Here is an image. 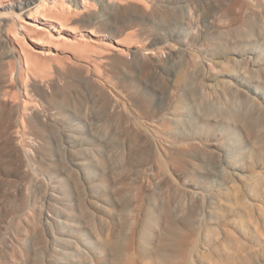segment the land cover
I'll return each instance as SVG.
<instances>
[{
    "label": "rangeland",
    "instance_id": "374dc122",
    "mask_svg": "<svg viewBox=\"0 0 264 264\" xmlns=\"http://www.w3.org/2000/svg\"><path fill=\"white\" fill-rule=\"evenodd\" d=\"M143 1L40 66L0 18V264H264V0Z\"/></svg>",
    "mask_w": 264,
    "mask_h": 264
},
{
    "label": "bare ground",
    "instance_id": "6f19581e",
    "mask_svg": "<svg viewBox=\"0 0 264 264\" xmlns=\"http://www.w3.org/2000/svg\"><path fill=\"white\" fill-rule=\"evenodd\" d=\"M5 1L3 2V0H0V18L12 17V18H16V20L18 22L16 25V28L14 29V33H8L7 34L8 39L10 40L11 43L14 44V47H15L16 51L19 52V54L21 53L25 58H31L33 60H35V58H36L35 62L38 60L36 63L43 62V64H45V62H46L45 56H48L47 58H49V59L54 58V56L58 54L57 52L60 51L58 46L64 45L65 47H69V46L75 47L78 45L79 46L84 45L83 47H86L85 45L89 44L90 41H92L94 43H96V42L98 43V39H96V38L87 39L85 36L81 37L79 32L77 31V26L74 24L75 21H79V20L80 21H86V18L82 17V18L75 19L76 11L74 12V14L72 11L75 10L76 7L73 9L72 4H75L74 6L80 5V6H82V9L85 8V10H86V7L88 8V6H89V4H88L89 0H5ZM141 1L143 2V4H141V5H144L145 1H143V0H141ZM120 3H121V0H120ZM146 3H147V1H146ZM150 9H151V7H150ZM79 10H81V9H79ZM79 13H82V10ZM132 33H130V35H132ZM134 34H135V32H134ZM26 38L30 39V41L26 42ZM88 40H90L89 43L87 42ZM118 42H120V41H118ZM123 45H125V44H123ZM106 46H109V45L107 44ZM111 46H112V44H111ZM112 47H111V49H112ZM127 47H131V46H127ZM109 48H110V46H109ZM140 49H138V47H136V49H134V50H135V52H139ZM126 50L123 47L115 46V51L119 55L123 56V54L125 53ZM127 52H129V51H127ZM113 53L116 54L115 52H113ZM41 56L44 57V59L42 57L43 60L41 59ZM39 63H38V65H39ZM41 67H44V65H41ZM44 68H46V67H44ZM5 78H7V77H5ZM186 78H188V77H186ZM26 94H28V93H26ZM25 104H27V103H25ZM244 118H245V122L247 123V125H249L250 127L253 126L251 118H249L248 116H244ZM34 127H35V123H34ZM251 147H253V146H251ZM251 152H252V150H251ZM242 207H244V206H242ZM90 229H92V228H90ZM61 240H63V239H61ZM144 240H146V238ZM144 242H146V241H144ZM108 247L114 252L113 254L117 256V260H119L120 262L121 261L127 262L133 256V254L130 253L127 249H125L123 244L120 242L112 241V242L103 243L100 248L108 249ZM159 248H161V247H159ZM164 251H165V249H164ZM99 253H100V251H99ZM157 254H159V253H157ZM103 257H105V256H103ZM190 262H191V260H190ZM113 264H114V262H113Z\"/></svg>",
    "mask_w": 264,
    "mask_h": 264
}]
</instances>
